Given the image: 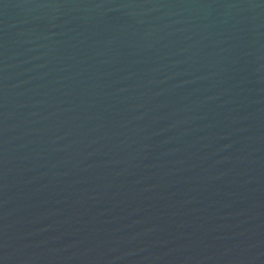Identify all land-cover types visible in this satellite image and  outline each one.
<instances>
[{
    "label": "water",
    "instance_id": "obj_1",
    "mask_svg": "<svg viewBox=\"0 0 264 264\" xmlns=\"http://www.w3.org/2000/svg\"><path fill=\"white\" fill-rule=\"evenodd\" d=\"M0 264H264V0H0Z\"/></svg>",
    "mask_w": 264,
    "mask_h": 264
}]
</instances>
